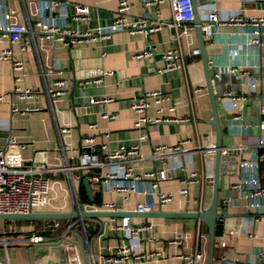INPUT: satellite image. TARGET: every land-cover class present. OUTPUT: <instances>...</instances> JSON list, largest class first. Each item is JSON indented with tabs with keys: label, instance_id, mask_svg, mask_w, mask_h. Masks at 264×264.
<instances>
[{
	"label": "crops",
	"instance_id": "1",
	"mask_svg": "<svg viewBox=\"0 0 264 264\" xmlns=\"http://www.w3.org/2000/svg\"><path fill=\"white\" fill-rule=\"evenodd\" d=\"M59 1L70 6L61 7L51 16L41 11L42 0L7 2L13 19L31 27L32 31L14 42L0 34V49H10L12 58L23 63L22 69L14 70L11 61L0 60V147L12 134L17 137L26 159L44 161L47 169L44 175L52 185L48 211L74 212L77 203L84 210H104L103 205L111 202L116 203V210L134 211L136 202L157 201L156 194L149 192L143 179H113L105 184L89 181L88 176L99 174L102 169L75 167L85 137L94 138L93 151L97 154L103 144L106 150L139 144L147 158L135 164L136 172L153 168L166 170L168 178L160 182V189L172 192V198L166 206L156 205L152 211L206 208L211 198L212 177H206L205 170L211 166L213 172L215 152L198 149L215 144L216 131L209 124L212 109L201 55L196 51L195 24L193 30L184 33L181 26L169 27L166 23L156 28L158 21H172L170 0L159 7L127 0L130 3L128 18H145L148 27L66 44L56 37L46 36L37 22L51 17L62 27L72 30L104 26L116 16L118 0ZM192 2L195 15L201 21L210 12H215L222 21L231 17L242 19L238 23L215 24L211 39L205 42L214 74V90L217 86L224 90L218 98V114L223 119L222 147L239 146L222 156L221 174L227 178V185L218 191V214L223 215V230L215 237L213 264H264V197L260 198L257 215L242 186L243 181L250 178L251 171L240 165L259 154L257 174L264 186V146H255L258 139L264 141V131L258 128L260 104L264 102V0ZM75 3L89 7L88 19L71 17V5ZM65 11H68L66 16ZM253 37L259 38L258 46L252 43ZM22 46L25 49L22 50ZM150 48L153 53L148 60L134 57ZM169 48L181 52V67L159 70L164 66L162 54ZM220 75L226 78L217 85ZM56 80L64 82L65 89L61 94L48 95L45 88L51 87ZM89 80L92 82L88 83ZM17 88L29 89L31 95L20 98ZM148 91H161L168 96L162 103L163 112L157 114L151 106L148 116L185 120L149 124L147 139L140 140L141 129L134 125L136 114L129 105ZM236 97L241 99L235 100ZM98 98L105 100L91 103ZM33 106H38L39 110H31ZM170 107L173 109L169 110ZM182 140H186L182 149L167 156L164 164L149 157L154 146H174ZM66 167L70 169L66 171ZM192 170L198 173V180L189 184L188 195L183 197L179 194L183 187L181 180ZM83 179L90 184L92 198ZM131 184L135 191L125 200L115 187ZM236 185L241 187L238 189ZM127 218L133 227L150 225V229L133 234L119 227L122 218H85L84 236L82 227L76 222L74 231L81 234L93 264H107L104 258L114 254L122 244L129 245L133 253L159 252L142 264H187L182 256L193 255L196 251L204 254L206 264L209 230L203 221L197 218ZM59 220L58 227L53 226L54 220H13V235L27 236L35 232L48 239L37 245L11 246L9 264H63V245L66 239L76 238L69 232L63 240L69 221ZM23 224H32L34 228L22 229ZM4 255L0 247V261L4 260ZM132 258L130 255L118 264H133Z\"/></svg>",
	"mask_w": 264,
	"mask_h": 264
},
{
	"label": "built area",
	"instance_id": "2",
	"mask_svg": "<svg viewBox=\"0 0 264 264\" xmlns=\"http://www.w3.org/2000/svg\"><path fill=\"white\" fill-rule=\"evenodd\" d=\"M142 5H155L159 7L166 0H139ZM8 0H0V8L2 9V16L0 18V34H3L9 38L11 42L20 41L24 38L26 32H31V27H27L25 24L17 22L13 19L12 11L7 8ZM69 4L60 2L59 0H42L41 11L49 12L50 16L52 12L58 11L64 7H69ZM170 6L172 10V21L163 22L158 21L156 28L159 25L166 23L169 27H182V32H189L193 30L194 10L191 0H170ZM72 10L70 15L73 19H88L89 7L81 4H72ZM130 3L127 0H118L116 8V16L111 23L98 26L92 29L86 30H72L67 29L59 25L53 20V18H45L37 25L40 30L46 34V36L56 37L59 40L68 43H77L82 41H89L92 39L106 38L111 33L121 30H127L134 32L143 30L148 27L145 18L129 19L128 10ZM68 11H65V16ZM240 17H231L227 20H220L215 12H210L200 23V31L204 41H208L212 37V28L215 24H230L233 22H241ZM252 43L255 46L260 44L258 37L252 38ZM21 49H25L24 46ZM152 49L138 52L134 55L137 59L148 60L152 56ZM164 60V66L159 70L178 69L181 67V52L176 48H169L162 54ZM0 60H8L12 62L14 70H20L23 67L21 60L13 59L10 49H0ZM18 80V78H16ZM95 81V80H94ZM92 82L91 80L88 83ZM46 93L61 94L65 89L64 82L56 80L51 87H46ZM20 98H27L31 95L29 89H16ZM168 99V96L161 91H148L141 96L134 98L129 107L136 114L134 125L141 129L139 134L140 140H145L148 137L147 127L149 124L157 123L159 121H184L185 119H173V118H161L159 116L150 117L147 115V110L153 106L157 114L163 112L162 103ZM241 97H236L235 100H240ZM105 99L98 98L92 99L91 103L99 102ZM31 110H39L38 106H33ZM173 108L170 107L169 110ZM106 117H113L112 115L104 114ZM144 128V129H143ZM260 131H264V102L260 104V121L258 124ZM186 140H182L179 144L174 146L156 145L150 154V158L160 160L162 164L165 163L166 157L170 154L179 152L182 149V144ZM94 138L85 137L80 145L81 153L78 157V164L76 168L88 170L91 168H101L102 172L99 174H92L88 176L89 181L94 183L105 184L113 179L123 180H145L147 183V189L151 193H155L157 197L156 202L143 201L136 202L134 205L135 212H149L157 205L162 208L168 204L172 198V192L163 191L160 189V182L168 178L165 169H151L143 173L136 172L134 166L136 163L141 162L147 158L141 150L139 144L121 145L116 149L106 150V146L101 145V152L94 153ZM258 147L264 146V141L258 139L256 145ZM239 146L221 147V156H227L229 151L237 149ZM205 149L215 150V144H211L208 148H199L198 151ZM260 160L259 154L255 155L254 159L248 162H241V167L249 169L251 176L249 179L243 181V188L245 190L244 195L247 198L249 205L254 208V212L258 215L260 213V198L264 197V186H262L258 179L257 168ZM44 161L34 162L26 159L22 154V147L15 135L9 134L6 137L5 143L0 147V214H27L35 212L48 211V205L50 202V193L52 185L48 178L44 175L47 169L43 166ZM68 171L70 168H64ZM212 167H208L205 170L206 177H212ZM198 173L194 170L186 172L181 180L183 187L179 189V194L183 197L188 195V186L191 182H196L198 179ZM236 188H240L241 185H236ZM115 190L123 194V199H127L130 192L135 191L134 185H119L115 187ZM104 210H116V203H106L103 205ZM77 209L80 210L77 203ZM257 218V217H256ZM4 221L0 220V247L4 250V260L0 261V264H9V248L11 246H18L24 243L31 245H37L44 243L48 238L45 236L32 232L27 236L13 235L15 230L10 225L8 229L4 225ZM76 221H70L63 234V240L67 233L73 232ZM60 225V220H54V227ZM119 227L125 228L130 233H137L142 230H149L150 225H139L133 227L129 224L128 218L123 217ZM82 232L85 236V227H82ZM62 240V239H61ZM159 252L144 251L133 253L132 249L127 244H122L116 249V252L110 256L104 258L107 264H118L124 262L130 255H132L133 264H142L146 259H150L158 256ZM63 264H82V258L80 250L73 237L66 239L65 245H63L62 254ZM90 256V255H89ZM91 258V257H90ZM187 264H204L205 257L201 251H196L193 255L182 256ZM92 262V259H91Z\"/></svg>",
	"mask_w": 264,
	"mask_h": 264
},
{
	"label": "water",
	"instance_id": "3",
	"mask_svg": "<svg viewBox=\"0 0 264 264\" xmlns=\"http://www.w3.org/2000/svg\"><path fill=\"white\" fill-rule=\"evenodd\" d=\"M192 1V0H191ZM193 4V2H192ZM194 10V4H193ZM195 29L198 37V47L196 48L197 52L200 53L207 91L210 98V104L212 109V118L209 120V124L213 125L216 131V142H215V158H214V166L212 173V190H211V198L208 206L203 210L198 211H180V212H167L162 210H155L149 212H135V211H124V210H76L74 212H61V211H46V212H35V213H27V214H0V220H56V219H66L69 222L72 219L77 220L79 222L80 227H85L84 219L85 218H114V217H130V216H140V217H164V218H197L203 221L209 230V238H208V248L206 254V264H213L214 260V248H215V237L221 235L223 230V215L218 214V191L222 187L227 185V178H224L221 174V162L222 156L220 154V148L222 145V129L221 124L223 123V119L219 117L218 114V98L223 94L224 90L217 88L214 90V74L213 70L210 67L209 59L206 54L205 49V41L202 37L200 31V23L195 15L194 10V20ZM223 76L220 75L218 78V82L222 81ZM86 190L91 197L90 184L87 179H83ZM73 236L76 238V244L79 247L81 258L83 264H93L91 262V258L89 256V251L81 234L77 231H73ZM86 242H88L86 240Z\"/></svg>",
	"mask_w": 264,
	"mask_h": 264
},
{
	"label": "rangeland",
	"instance_id": "4",
	"mask_svg": "<svg viewBox=\"0 0 264 264\" xmlns=\"http://www.w3.org/2000/svg\"><path fill=\"white\" fill-rule=\"evenodd\" d=\"M225 78H226V76L223 75V80L217 82L216 84L219 85V84H221L220 82L223 83L224 80H225ZM217 88H219V90H220L221 86H220V87L217 86ZM13 222H14L13 220H6V221H4V225H5V227L8 229V227H9ZM34 222H37V221H34ZM15 226H16V225H15ZM32 227L34 228V225H32V224H23L20 228H22V229H28V228H32ZM35 227H36V224H35ZM16 229H18V228L16 227ZM9 249H10V248H9Z\"/></svg>",
	"mask_w": 264,
	"mask_h": 264
},
{
	"label": "trees",
	"instance_id": "5",
	"mask_svg": "<svg viewBox=\"0 0 264 264\" xmlns=\"http://www.w3.org/2000/svg\"><path fill=\"white\" fill-rule=\"evenodd\" d=\"M96 202H97V203H100V202H98L97 200H96ZM40 221H43V220H37V222H40ZM44 221H45V220H44Z\"/></svg>",
	"mask_w": 264,
	"mask_h": 264
}]
</instances>
